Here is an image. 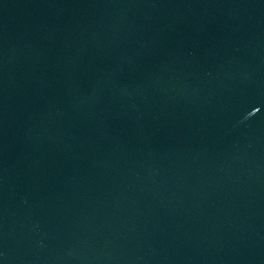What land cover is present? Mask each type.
I'll return each mask as SVG.
<instances>
[{"label": "water", "instance_id": "95a60500", "mask_svg": "<svg viewBox=\"0 0 264 264\" xmlns=\"http://www.w3.org/2000/svg\"><path fill=\"white\" fill-rule=\"evenodd\" d=\"M0 264H264V0H0Z\"/></svg>", "mask_w": 264, "mask_h": 264}]
</instances>
